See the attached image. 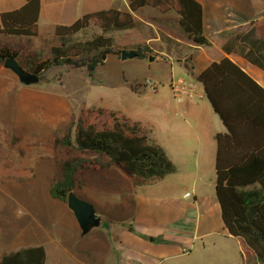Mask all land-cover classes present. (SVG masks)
I'll return each instance as SVG.
<instances>
[{"label":"rangeland","instance_id":"374dc122","mask_svg":"<svg viewBox=\"0 0 264 264\" xmlns=\"http://www.w3.org/2000/svg\"><path fill=\"white\" fill-rule=\"evenodd\" d=\"M99 34L100 29L92 26L75 40L86 42ZM169 41L164 38L158 45L173 52ZM57 44L52 40L40 48L27 38L0 36V47L23 49L20 62L26 67L34 52H39L40 59L48 58ZM170 62L110 56L92 78L61 67L31 86L0 65V262L11 252L43 246L47 264H207L200 255L201 242L183 256V249L138 229L137 197L169 196L160 181L134 188L117 168L87 172L83 188L74 192L94 206L102 224L85 237L67 202L50 194L61 175L60 162L90 157L55 144L79 120L98 130L111 128L114 119L139 123L156 143L177 141L165 121L174 109L171 65L177 73L181 70L179 79L195 77L177 61ZM179 253L182 258H171Z\"/></svg>","mask_w":264,"mask_h":264},{"label":"trees","instance_id":"16d2710c","mask_svg":"<svg viewBox=\"0 0 264 264\" xmlns=\"http://www.w3.org/2000/svg\"><path fill=\"white\" fill-rule=\"evenodd\" d=\"M25 1L20 9L0 14L1 36L27 38L30 42L38 37L42 0ZM143 8L162 14L175 12L191 46H211L205 34L204 7L196 0H129L127 12L101 10L73 24L58 25V44L51 48L50 57L40 59L36 51L28 60L29 67L20 62L23 49L0 47V65L11 58L40 78L61 67L92 78L110 56L121 57L122 51H135L140 60L150 55L161 57L144 45L131 51L117 47L119 35L137 28L135 14ZM92 26L100 29L99 35L86 42L75 40L77 34ZM250 26L252 35L264 43V24L252 22ZM191 61L185 63L189 71L193 70L188 65ZM197 82L226 128L225 133L215 136V193L224 229L230 237L242 241L245 264H264V88L229 58L214 62L197 77ZM55 144L90 156L60 162L61 175L53 182L50 194L61 202H67L77 187L83 188L82 178L90 171L117 168L136 188L177 171L165 149L151 140L139 123L131 125L114 119L111 128L98 130L79 120L75 129ZM47 258L45 247H28L4 255L0 264H47Z\"/></svg>","mask_w":264,"mask_h":264},{"label":"crops","instance_id":"0c3cea01","mask_svg":"<svg viewBox=\"0 0 264 264\" xmlns=\"http://www.w3.org/2000/svg\"><path fill=\"white\" fill-rule=\"evenodd\" d=\"M196 1L204 7V28L210 47L191 46L180 30L175 12L162 14L152 8H143L135 14L137 28L117 37V43L121 41L120 49L131 51L138 45L148 46L161 55L155 61H177L181 69L195 77L194 80L184 79L192 82H197V77L214 62L229 58L264 88V43L252 35L250 26L252 22L264 24V0ZM25 3V0H0V14L20 9ZM107 9L127 12L129 0H42L39 35L31 41L33 47L41 48L56 40L58 25H70L86 14ZM141 29L146 32L144 36ZM164 38L174 42L173 52L158 45ZM190 58L192 61L188 65L192 66V71L185 66ZM171 69V85L183 80L178 78L181 70L177 73L174 65ZM198 85L202 97L182 101L174 97V109L169 117H165L177 141H158L177 168L175 174L154 180L162 182V189L169 196L159 199L137 197L135 223L144 235L183 249V256L201 242L200 255L205 257L203 260L207 264H245L243 243L227 234L214 195L215 136L225 133L226 128ZM173 257L182 258V255Z\"/></svg>","mask_w":264,"mask_h":264},{"label":"water","instance_id":"95a60500","mask_svg":"<svg viewBox=\"0 0 264 264\" xmlns=\"http://www.w3.org/2000/svg\"><path fill=\"white\" fill-rule=\"evenodd\" d=\"M135 51H122L121 58L123 60L136 58ZM157 57L149 56L151 62L155 61ZM4 68L12 71L25 86L36 85L40 82V76L35 73H30L24 70L16 60L7 59L4 62ZM69 209L73 212L79 227L82 231V236L85 237L93 230L99 228L102 224V218L99 216L94 206L77 197L74 191L70 192L67 200Z\"/></svg>","mask_w":264,"mask_h":264},{"label":"built area","instance_id":"2783aa9c","mask_svg":"<svg viewBox=\"0 0 264 264\" xmlns=\"http://www.w3.org/2000/svg\"><path fill=\"white\" fill-rule=\"evenodd\" d=\"M171 91L174 94V97L179 101H182L184 98L202 97L198 83L184 79L173 82L171 85Z\"/></svg>","mask_w":264,"mask_h":264}]
</instances>
